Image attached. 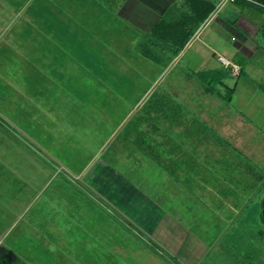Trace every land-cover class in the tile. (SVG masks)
I'll list each match as a JSON object with an SVG mask.
<instances>
[{"label":"rangeland","instance_id":"obj_1","mask_svg":"<svg viewBox=\"0 0 264 264\" xmlns=\"http://www.w3.org/2000/svg\"><path fill=\"white\" fill-rule=\"evenodd\" d=\"M201 28L199 37L207 40L219 31L221 48L217 50L224 54L217 56L225 55L243 69L241 75H231L232 64L227 66L214 57L222 71L208 76L214 91L209 94L202 89L207 80L186 74L189 64L196 69L206 67L190 59L193 50L189 47L166 68L148 60H122L116 54L121 60L108 62L102 70L108 74L112 63L114 77H108L104 85L98 83L101 78L95 76V70H80L87 62L67 61L66 71L61 70V62H50L55 70L50 85L44 83L47 77L41 72H28L19 63V54L13 60L0 55V226L10 229L6 239L18 255L33 264H121L119 254L114 261L109 259V249L121 247L126 233H130L129 239L134 238L131 245L141 244L137 225L128 222L117 206L99 195L97 187L91 188L80 177L82 167L91 170L104 159L142 191L162 198L163 205L188 229L216 233L220 225L223 234L218 244L229 243L244 252L256 246V257L264 250V241L254 240L255 231L264 230V30L257 35L249 31L257 47L250 51L213 19ZM236 82L229 102L227 85ZM175 87L178 94H170ZM158 96H165L166 103L157 101ZM177 97L181 99L175 100ZM179 106L183 108L179 113L185 115L191 109L197 115L195 124L180 128H203L209 133L206 145L193 142L200 144L197 149L201 151L216 153L211 157L213 164L210 159L207 162L222 169L219 176L224 177V194L208 195L209 187L196 173H188L193 177L190 182L185 174L173 179L149 156L139 164V153L163 148L153 142L152 125H139L140 115L146 114L152 122L154 110L169 114ZM203 119L210 121V127L198 123ZM175 127L162 125L173 133ZM216 133L224 136L219 142L211 139L220 135ZM246 182L254 187L241 189ZM237 192L245 193L240 200ZM235 198L241 207L237 209L236 204L228 214L225 207ZM25 228L31 232L23 235ZM36 233L49 236L51 245L32 249Z\"/></svg>","mask_w":264,"mask_h":264},{"label":"crops","instance_id":"obj_2","mask_svg":"<svg viewBox=\"0 0 264 264\" xmlns=\"http://www.w3.org/2000/svg\"><path fill=\"white\" fill-rule=\"evenodd\" d=\"M234 2L235 4L228 5L233 2L221 3L220 0H0V55L12 56L10 60H13L15 54H19V63L21 62L28 72L34 70L41 72L45 78L47 77L44 83L50 82V85L54 83L53 78H55L52 73L55 70L50 62H61L62 71L66 69L67 61L69 63L87 62L83 67H77L81 71L95 70V76L101 78L98 83L104 85L108 77H114L112 63H110L111 71L108 74L102 70L108 66V62L121 60L116 59V54L121 55L124 58L122 60H148L166 68L178 61L189 47L193 50L190 59L194 62H202L206 67L196 69L189 64V67H185L186 74L201 76V72H205L206 75H211V72L222 71V68L213 62V58L219 59L218 53H224L217 50L221 48L218 40L221 37L219 31H215L217 35L211 36L208 40L199 37L201 26L206 21L213 19L217 27L228 29L240 38L241 46H245L250 51L257 50L253 39L254 34L257 35L264 30L263 9L245 1ZM249 31L255 33L250 34ZM216 39L218 42H214ZM15 70H19L18 66ZM230 74L233 75L231 72ZM109 82L114 83L112 79ZM237 84V82L234 84V91L229 102L233 100ZM204 86L202 88L204 92L208 94L214 92L208 84ZM231 86L227 85V87ZM178 91L179 88L175 87L169 93L175 95ZM178 98L175 100L181 99ZM165 99V96L156 97L157 101L166 103ZM175 108L169 114L156 113L154 110L152 122L147 121L146 114L140 115L139 125L145 122L152 125L153 142L155 141L163 148L151 149L152 153L146 152L145 155L139 153L137 155L140 159L139 164L142 163V158L149 156L173 179L182 178L185 174L186 182H190L193 181V177L189 174L196 173L209 187L208 195L211 194V197H214L217 191L224 194L222 183L224 177L221 179L219 176L222 169L210 164L211 162L213 164L211 157L216 156V153H209L207 149L201 151L200 148L197 149L200 144L193 142L198 140L202 143L208 142L209 133H206L203 128H180L195 124L197 115L195 112L192 113L189 107H186L189 111H186L185 115L179 113L182 107ZM203 120H198V123L206 128L210 127V121ZM167 124L176 126L174 133L162 128V125ZM216 134L220 135L211 139L219 142L222 140L220 137L224 136L221 133ZM190 141L192 143L188 145ZM121 146L124 147L123 142ZM209 159L210 163L207 162ZM88 170V166L82 167L80 177L84 178L91 188L97 187L99 195L117 206L128 222L137 225L143 237V242L140 241L141 244L134 246L131 245L134 238L129 239L130 233H126L124 235L126 239L123 240L121 247L111 246L112 248L109 249L107 256H111L109 258L111 261L116 259L115 254H119L122 258L121 264H217L218 262V264H264V250H260L256 257L257 252H254L256 246L253 248L249 245L248 250L251 251L244 252L229 243L218 244V238L223 234L220 225L216 233L209 230L210 232L203 234V231L188 229L173 215L172 211L163 205L162 198H153L142 191L107 159L99 160L91 170ZM179 181L184 183V180ZM245 184L248 186L241 189L254 187L247 182ZM237 194L240 200L245 193L237 192ZM236 204H239L236 198L234 202L230 200L227 203L225 209L228 214L241 207L240 204L236 207ZM213 212L218 213L215 210ZM216 217H221L223 220L220 214ZM73 220L76 219L73 218ZM221 226H226V223ZM56 228L60 230V226ZM30 229L25 228L23 235L31 232ZM9 230H4L0 226V264H33L32 260L18 255L11 242L9 244L6 239ZM227 233L232 237V232ZM36 234L37 240L31 246L32 249L35 245L36 248L41 245L43 248L51 245L49 236L42 237L39 233ZM256 234L255 241L256 239L264 241V230L257 229ZM57 235H59L58 231ZM145 239L148 243L144 241ZM60 252L59 250L58 253Z\"/></svg>","mask_w":264,"mask_h":264},{"label":"trees","instance_id":"obj_3","mask_svg":"<svg viewBox=\"0 0 264 264\" xmlns=\"http://www.w3.org/2000/svg\"><path fill=\"white\" fill-rule=\"evenodd\" d=\"M240 1H245V2H247V3H250V4H252V5H254V6H256L257 8H259V9H263L264 10V0H240ZM242 71H243V69H242V66H241V69H240V72H239V74L238 75H240V73H242ZM208 76L209 75H206V73L205 72H201V78H203L204 80H207V83H208V85L209 86H212V84H211V82H210V80H209V78H208ZM229 88V90H228V92L226 93V99L227 100H230L231 99V97H232V94H233V91H234V86L232 87H228ZM221 94V93H220ZM264 187V182H263V184H262V188Z\"/></svg>","mask_w":264,"mask_h":264},{"label":"built area","instance_id":"obj_4","mask_svg":"<svg viewBox=\"0 0 264 264\" xmlns=\"http://www.w3.org/2000/svg\"><path fill=\"white\" fill-rule=\"evenodd\" d=\"M220 1L221 3H227V2H234L236 0H220ZM219 59L221 60V62H223L227 66H230V64H232V62L226 56L220 55ZM240 69H241V66L238 63H233L231 66V73L234 75H238L240 72Z\"/></svg>","mask_w":264,"mask_h":264}]
</instances>
